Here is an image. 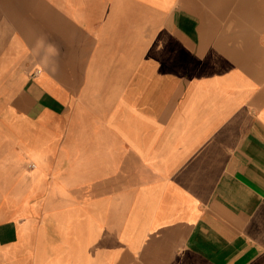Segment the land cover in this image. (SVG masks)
<instances>
[{
    "label": "crops",
    "instance_id": "0c3cea01",
    "mask_svg": "<svg viewBox=\"0 0 264 264\" xmlns=\"http://www.w3.org/2000/svg\"><path fill=\"white\" fill-rule=\"evenodd\" d=\"M0 264H264V0H0Z\"/></svg>",
    "mask_w": 264,
    "mask_h": 264
},
{
    "label": "bare ground",
    "instance_id": "6f19581e",
    "mask_svg": "<svg viewBox=\"0 0 264 264\" xmlns=\"http://www.w3.org/2000/svg\"><path fill=\"white\" fill-rule=\"evenodd\" d=\"M189 16V15H188ZM191 18V17H190ZM191 21V20H190ZM189 23V22H188Z\"/></svg>",
    "mask_w": 264,
    "mask_h": 264
}]
</instances>
